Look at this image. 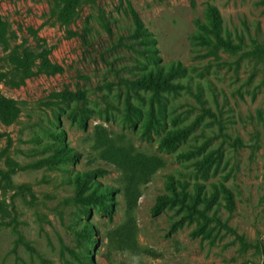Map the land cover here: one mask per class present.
Returning <instances> with one entry per match:
<instances>
[{
    "label": "rangeland",
    "instance_id": "rangeland-1",
    "mask_svg": "<svg viewBox=\"0 0 264 264\" xmlns=\"http://www.w3.org/2000/svg\"><path fill=\"white\" fill-rule=\"evenodd\" d=\"M56 12L53 0H0V97L20 110L0 122V264H264L261 65L203 41L264 42V0H84L68 24ZM172 69L180 89L135 84ZM178 128L187 137L162 147ZM104 135L165 163L133 210L121 171L100 156ZM160 198L170 201L155 211Z\"/></svg>",
    "mask_w": 264,
    "mask_h": 264
},
{
    "label": "trees",
    "instance_id": "trees-1",
    "mask_svg": "<svg viewBox=\"0 0 264 264\" xmlns=\"http://www.w3.org/2000/svg\"><path fill=\"white\" fill-rule=\"evenodd\" d=\"M84 0H53L55 4L56 14L59 20L64 23H70L74 15ZM209 19L212 21V25L215 27L218 26L220 22V16L218 11L214 7L208 9ZM134 20L136 23V32L139 36H145V33L142 29L141 21L139 17L134 14ZM8 28L6 23L0 19V41H5ZM216 41L213 42L209 37L203 39L207 46H211L213 49L222 48L225 52L230 54H240L247 59L254 61L256 64L261 65V85L264 88V42L254 41L251 48L246 50L242 44H232L230 41H224L220 37H216ZM44 67L49 69L50 65L47 61L44 63ZM178 71L172 69L170 71L157 70L155 73L150 72L143 75L135 84L144 89L158 93L160 91H173L180 89L181 87L173 81V76ZM1 76V75H0ZM80 93H63L61 97L65 100H80L82 98ZM20 116V110L18 104L13 99L2 98L0 97V122L3 125L10 126L17 122ZM190 129L188 128H178L170 130L165 134L161 139V146L166 149H173L177 143L184 140L189 134ZM100 145V156L104 160L114 164L122 173V183L123 191L129 210H133L137 206L138 199L141 196V188L150 182L152 176L160 170L164 165L162 158L158 156H147L138 152H135L133 147H127L120 144L114 138L107 136H102ZM60 155L65 158L75 159L77 153L69 149L66 145H62L58 151ZM58 158L50 157L44 159L34 166L36 168H42L47 165H53L57 162ZM9 167L11 172H15L19 169V166L13 161H9ZM96 171H90L83 174L82 177L77 178V188L79 192H82L86 187L87 181L95 175ZM5 182L10 186V174L4 175ZM7 185V186H8ZM200 190V189H199ZM113 190H106L102 193L104 197L112 195ZM226 206L230 212L234 211V198L229 190H224ZM197 200L200 199V191L196 195ZM79 200L82 203H99L103 204L102 199L97 197L85 198L79 196ZM170 199L160 198L159 202L155 207V211L160 210L163 206L168 204ZM193 210L196 212V205H192ZM203 215V213H200ZM72 254H75L73 251H70Z\"/></svg>",
    "mask_w": 264,
    "mask_h": 264
}]
</instances>
